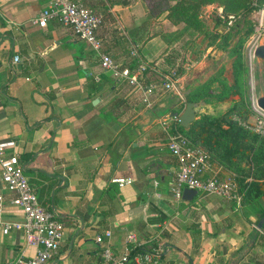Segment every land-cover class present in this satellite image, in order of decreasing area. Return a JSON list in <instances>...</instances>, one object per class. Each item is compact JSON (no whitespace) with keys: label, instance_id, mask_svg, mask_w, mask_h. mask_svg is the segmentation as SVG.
Listing matches in <instances>:
<instances>
[{"label":"crops","instance_id":"0c3cea01","mask_svg":"<svg viewBox=\"0 0 264 264\" xmlns=\"http://www.w3.org/2000/svg\"><path fill=\"white\" fill-rule=\"evenodd\" d=\"M77 1L102 17L101 51L121 67L146 69L141 89L117 82L70 28L33 22L48 0H0V141L15 142L7 152L63 227L45 264H102L95 237L120 255L129 231L145 241L156 235L161 264H264V227L255 229L253 215L264 200L241 205L196 193L185 201L170 193L176 163L160 122L184 103L162 96L170 58L161 33L174 26L144 0ZM0 195L2 214L19 218L1 180ZM34 252L21 231H0V264Z\"/></svg>","mask_w":264,"mask_h":264},{"label":"built area","instance_id":"2783aa9c","mask_svg":"<svg viewBox=\"0 0 264 264\" xmlns=\"http://www.w3.org/2000/svg\"><path fill=\"white\" fill-rule=\"evenodd\" d=\"M219 17L230 22L232 15ZM48 21L68 27L73 34L98 57V64L102 71L108 72L115 81L125 82L137 89H141L146 64L139 62L134 69L121 67L111 55L101 51L100 40L95 36V30L100 25L102 17L92 9L77 0H48L39 11L33 22L44 27ZM257 39L264 35L262 19L253 28ZM16 56L13 61H17ZM175 69L167 70L160 75L161 86L165 91L175 90ZM151 87L147 88L144 96L148 95ZM174 93L179 97L177 91ZM146 101V97L143 98ZM258 119L254 131L264 136V113L257 110ZM176 117H165L160 122L165 135V148L176 163L172 180L169 182L170 193L175 200H181L184 187L194 189L196 193H204L240 203V194L233 174L219 175L225 169L214 161L208 153L198 146L191 145L189 140L177 132L174 123ZM262 129V130H260ZM15 145L13 140L0 141V180L3 187L11 194L8 203L20 211V217L12 219L2 214L3 200L0 195V231L6 234L11 230L21 231L25 242L34 247L32 256L25 257L18 254L12 264H45L53 258L60 244L63 227L56 216L41 205L36 192L28 183L22 166L15 154L7 152ZM226 170V169H225ZM118 185L127 184V180L113 179ZM105 237L110 235L108 230L103 232ZM99 244V255L102 264H161L162 245L156 235L146 241L139 239L135 233L129 231L124 236V247L120 255H115L110 246L100 235L95 237ZM145 248L143 245L147 244Z\"/></svg>","mask_w":264,"mask_h":264},{"label":"trees","instance_id":"16d2710c","mask_svg":"<svg viewBox=\"0 0 264 264\" xmlns=\"http://www.w3.org/2000/svg\"><path fill=\"white\" fill-rule=\"evenodd\" d=\"M217 3L225 15L229 13H248L264 5V0H144V8L151 13H164V18L172 25L182 24V29L199 31L201 22L198 18L202 5ZM219 20V19H218ZM253 25L248 24L232 47L229 48L233 55L231 64L230 82L220 81L217 89H212L211 82L207 80L183 94L185 104L202 102L209 104L222 101L228 96L243 97V63L241 60L240 46L246 36L253 31ZM181 29L171 33H161L165 43L162 53L167 52L171 61L174 60V42L181 36ZM222 34V33H221ZM220 49L226 47L227 33L222 34ZM182 71L179 70V74ZM178 74V73H177ZM215 80V79H214ZM238 102H232L227 109L218 115L201 113L196 116L186 128L174 123L175 130L184 135L191 145L205 150L208 155L233 174L240 194L241 205H252L264 200V136L250 130L241 121L247 119L246 111H238ZM180 107L176 113L181 111ZM254 224L264 215V206L253 210ZM264 227V223L261 228Z\"/></svg>","mask_w":264,"mask_h":264},{"label":"rangeland","instance_id":"374dc122","mask_svg":"<svg viewBox=\"0 0 264 264\" xmlns=\"http://www.w3.org/2000/svg\"><path fill=\"white\" fill-rule=\"evenodd\" d=\"M174 1L169 0V2ZM219 13L222 16L223 14L225 15L217 3L205 4L199 9L198 18L202 24L199 31L187 28L182 29L181 23L173 25V30L163 31V33L167 34L181 29L182 33L172 46L174 60L165 63L167 65L166 69H175V90L165 91L162 96L169 97L172 95L178 97L174 93V91H177L181 97L179 101H184L183 94L185 92L203 84L208 79L213 80L210 85L214 90L218 88L220 81L230 82L233 55L230 54L229 48L234 45L239 37H242L249 23L255 27L264 18V5L248 13H229L227 15H232L230 22L219 17ZM221 33H227L228 35L224 49L218 47L222 42ZM263 36L257 39L252 31L241 42L240 54L244 70L242 100L237 95H231L222 101H213L209 104H203L202 102L195 103V117L201 113L210 115L222 114L232 102H238V111L243 110L247 113V119L241 121V123L254 131L256 128L254 123H256L259 116L253 98L262 75L260 68L254 62L252 63L251 51L253 45ZM179 70L182 71L180 74ZM155 80L159 81V78Z\"/></svg>","mask_w":264,"mask_h":264},{"label":"water","instance_id":"95a60500","mask_svg":"<svg viewBox=\"0 0 264 264\" xmlns=\"http://www.w3.org/2000/svg\"><path fill=\"white\" fill-rule=\"evenodd\" d=\"M264 25V18L262 19ZM251 60L254 62L257 67L261 70L262 78L258 83L257 88L255 89L254 94V105L255 107L264 113V36L260 38L254 45L251 51ZM195 105L194 103L188 101L184 104L182 110L179 113L172 112L171 115L176 117L177 122L183 128H186L188 124L195 118ZM196 194L194 189H189L184 187L181 191V199L189 201ZM264 223V215L258 219L255 224V229L258 230L261 228ZM246 247L241 250V253ZM240 253V254H241Z\"/></svg>","mask_w":264,"mask_h":264}]
</instances>
